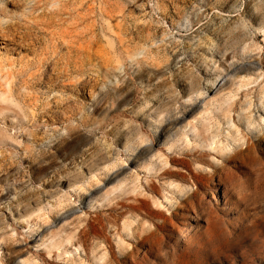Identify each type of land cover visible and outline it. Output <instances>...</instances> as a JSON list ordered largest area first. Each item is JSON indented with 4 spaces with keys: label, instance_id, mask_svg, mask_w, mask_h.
<instances>
[{
    "label": "rangeland",
    "instance_id": "374dc122",
    "mask_svg": "<svg viewBox=\"0 0 264 264\" xmlns=\"http://www.w3.org/2000/svg\"><path fill=\"white\" fill-rule=\"evenodd\" d=\"M41 72L50 81L38 82ZM156 105L175 117L154 136ZM262 105L264 0H0V264H104L105 243L117 254L135 242L121 204L143 199L165 216L175 209L164 174L190 175L174 160L194 155L219 167L249 140L264 163ZM258 115L261 127L249 133L243 118ZM248 160L226 170L244 179ZM200 199L225 227L223 186ZM238 208L230 234L188 264H264V183ZM180 217L160 246L192 248L203 235V219L185 229Z\"/></svg>",
    "mask_w": 264,
    "mask_h": 264
},
{
    "label": "bare ground",
    "instance_id": "6f19581e",
    "mask_svg": "<svg viewBox=\"0 0 264 264\" xmlns=\"http://www.w3.org/2000/svg\"><path fill=\"white\" fill-rule=\"evenodd\" d=\"M107 18L110 19L109 16ZM107 42L110 43L109 40H107ZM110 45H112V43H110ZM115 53L117 52L115 51ZM241 60H244V58H241ZM75 66L76 64H73V67L70 66L73 71L75 69ZM41 67H43V64L41 65ZM77 67L78 66H76V68ZM51 70L53 73L54 68H52ZM66 70L64 72L65 74ZM45 73L47 72L40 73V76L37 78L38 82H45V77L48 78L49 76V73ZM49 78L47 80H49ZM80 83V85H78L81 91H85L86 93L89 92V82ZM183 108L186 109L185 106ZM261 109L264 111V105H262ZM155 110L156 111L154 117L148 115L149 118L154 119L155 124L152 126V134L154 136H156V129H158L167 118L175 117V109L172 106L159 105ZM162 112H165L166 114L162 116ZM0 115H2L1 111ZM173 119V121H176L175 118ZM173 121L169 122L168 126L174 125ZM262 121L263 118L260 115H258V117L250 116L243 118V123L249 133H253V131H258V129L261 127L260 122ZM3 139H5V135L0 132V140L3 141ZM156 139H158V137ZM149 140L152 141L151 139L135 141L130 146V151H135L143 143L148 142ZM242 141H244V139H242ZM261 142L264 146V141ZM150 143L152 145L153 142ZM242 144L244 143L242 142ZM242 144L239 146H242ZM151 145L145 147V149L141 151L138 156H143L149 153L152 148ZM236 148H238V150L235 149L232 155L229 154L224 157L223 163L219 167H216L209 162L203 161L200 157H196L194 155L192 161L190 162L188 160L187 162H185L184 159L174 160L175 166L177 165L178 169L181 170L186 169V171L190 175L189 178L193 179L197 183V185H195L194 190H190L188 184H186L189 178L183 175L180 170H170L164 174L165 176L169 178L171 177V179H173L172 182L175 183L173 190H177V195L179 199V202L177 203L175 209L169 214V216H165L163 212L150 208L149 203L143 199L134 200V203L132 204H121L120 209L123 210V215L129 214L131 216L129 220H126L123 223L122 228L126 231L131 232V234H127V236H131L132 238H134L135 242L128 246L119 245L118 247L120 248V251L117 252V254L114 252L112 246L105 243L106 247L104 249L108 250L109 258H107L108 260L105 259L106 261L104 264H188L192 255L203 253L207 247V244L210 242H214L220 234L229 235L230 229L233 228L238 222V219L242 217L240 215L241 211H238V206L246 197L248 190H250V188H252V186L254 185L259 186L264 183V163L255 158L254 153H252V142L250 143V141L248 140L245 148ZM257 153L261 156L264 155V147ZM247 160L251 162L252 165H249V167L251 166V171L249 173L244 174V179H240L239 177H236L233 173H230L231 171L229 172L226 170L229 164L232 162H234L235 164L233 170H239L247 163ZM193 165L199 167L200 172L194 173L191 169V166ZM251 176L255 177L251 178ZM215 180L217 182L215 183V185L211 186V183L213 184ZM172 184L173 183H170V185ZM218 186H223L225 198L228 200L227 204L229 207V213L227 217H229V215L231 216L225 221V227L221 224L222 218L218 209L208 207V205L200 199V196L202 194H206V192L210 190L213 191ZM233 197L235 198V203L230 202L232 200L231 198ZM180 215L185 229H189V227H191L194 222L198 223L200 222V220L203 219V222L205 223V230L203 235H201L200 237H195L193 239V241L191 242V246H193L192 248L183 249L179 245H172V243L170 242L169 244H165L163 247L160 246L163 240H161L162 235V238L165 237L167 240L166 235L174 234L173 227L176 223L180 222L178 220ZM189 218L190 222L188 223ZM154 220L160 221V223L155 222L153 224L154 230L151 231L150 221ZM261 220H263L261 224L264 225V217H262ZM147 223L149 225H147L148 227H145ZM134 224H136V226L132 227ZM159 233L161 234L160 236ZM94 237L95 240H100L103 243L105 242V239L99 233H95ZM165 243L168 242L166 241ZM146 246L147 250L142 254L139 253V250ZM220 255L221 254L215 255L216 261L219 260Z\"/></svg>",
    "mask_w": 264,
    "mask_h": 264
}]
</instances>
